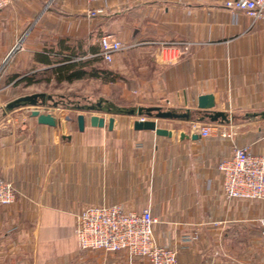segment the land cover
<instances>
[{
    "label": "crops",
    "instance_id": "obj_1",
    "mask_svg": "<svg viewBox=\"0 0 264 264\" xmlns=\"http://www.w3.org/2000/svg\"><path fill=\"white\" fill-rule=\"evenodd\" d=\"M225 1L10 0L0 10V178L15 191L0 204V264H150L79 247L75 215L96 205L149 208L156 243L176 248L178 264H264V201L226 197L217 169L234 144L264 153V15ZM105 34L129 45L109 62L95 58ZM178 40L190 43L185 54L155 57L161 42ZM66 56L99 70L77 79L98 83L97 102L189 114L157 119L170 136L135 129L139 116L104 111L111 129L86 115L79 130L77 114L57 104ZM202 94L213 95L208 112L227 120L197 107ZM29 106L57 124L38 122ZM208 123L215 130L201 136Z\"/></svg>",
    "mask_w": 264,
    "mask_h": 264
},
{
    "label": "built area",
    "instance_id": "obj_2",
    "mask_svg": "<svg viewBox=\"0 0 264 264\" xmlns=\"http://www.w3.org/2000/svg\"><path fill=\"white\" fill-rule=\"evenodd\" d=\"M9 2L10 0H0V10ZM225 6L242 11L253 19L264 15V0H226ZM100 11L97 8L89 10L88 13L96 15ZM127 46L129 45L111 34H105L100 38L99 55L109 62L115 52ZM189 48L188 41L161 42L154 54L160 61H173L185 54ZM214 128L212 123H208L199 128V133L201 136H208ZM220 134L231 135L226 130H221ZM217 169L222 175V188L226 197L264 201V153H255L248 145L234 144L231 154L218 162ZM14 200L12 183L0 178V204H9ZM155 222L156 218L147 207L137 210L125 209L119 205H96L86 207L75 215L74 231L82 250H123L130 259L139 257L150 264H178L176 248L156 243L153 236ZM261 223V232L264 235V217Z\"/></svg>",
    "mask_w": 264,
    "mask_h": 264
},
{
    "label": "water",
    "instance_id": "obj_3",
    "mask_svg": "<svg viewBox=\"0 0 264 264\" xmlns=\"http://www.w3.org/2000/svg\"><path fill=\"white\" fill-rule=\"evenodd\" d=\"M29 104L36 105V101L34 100V97L27 98ZM15 103V102H14ZM13 103V104H14ZM214 106V98L212 94H202L197 97V107L201 110L205 111V115H209L211 120H216L218 117H221L222 120H227L225 113L221 111H214L212 114L209 113V110H212V107ZM76 109L81 110V113H78L76 115V122L78 125V129L82 130L84 128V124L86 121V114L91 113L88 115L89 123L91 126L94 127H102L104 124H107V127L109 129L112 128L114 124V117L110 116L107 120L104 116L99 115L98 113L100 111L108 112V113H126L131 115L139 116L138 119H135L133 122V127L135 129H150L154 130V132L157 135H172V131L170 129L160 127L157 125V119L160 118H180L188 116V111L185 113H179L170 109H161L160 107H106L104 108L100 102L92 103V104H86V105H80L77 106ZM152 111H155L152 113ZM32 116H36L37 121L43 124L48 125H56L57 124V118L52 115L50 112H44L40 111L38 107H35L31 109L30 111ZM151 117L146 118L144 116ZM143 118H140L142 117ZM67 119H69V116H67ZM197 135H193V137H196Z\"/></svg>",
    "mask_w": 264,
    "mask_h": 264
},
{
    "label": "rangeland",
    "instance_id": "obj_4",
    "mask_svg": "<svg viewBox=\"0 0 264 264\" xmlns=\"http://www.w3.org/2000/svg\"><path fill=\"white\" fill-rule=\"evenodd\" d=\"M92 84L94 86H92ZM96 82L90 83V81L76 80L73 83L60 82L58 84L59 95L69 96V100L66 98L64 104H59L62 107H68V115L75 116L82 111L76 109L77 106L97 103L98 98H100L99 89ZM92 86V87H90ZM90 87V88H89ZM87 88V89H86ZM89 88V90H88ZM59 98V97H58ZM115 100V99H114ZM32 106L28 108L31 109ZM34 107V106H33ZM86 115L91 113L84 112ZM99 114V113H98Z\"/></svg>",
    "mask_w": 264,
    "mask_h": 264
},
{
    "label": "trees",
    "instance_id": "obj_5",
    "mask_svg": "<svg viewBox=\"0 0 264 264\" xmlns=\"http://www.w3.org/2000/svg\"><path fill=\"white\" fill-rule=\"evenodd\" d=\"M97 59H101V56L100 55H96ZM60 64L58 65L56 71H57V79L59 82L61 81H69V82H72L74 80H77V79H81L83 78L84 76L86 75H93V76H96L98 74V69H91V72H89L87 69H86V63L85 61H80V60H77V59H74L72 60L71 57L69 56H66L62 59H60ZM101 72H104V71H101ZM27 82H31V78L28 77V80ZM58 101H57V104H64L65 102V99L67 98L69 100V96L67 95H59L58 96ZM64 101V102H63ZM66 104V102H65ZM100 104L106 108V107H113L110 103H103V101L100 102ZM121 108H125V107H121Z\"/></svg>",
    "mask_w": 264,
    "mask_h": 264
}]
</instances>
